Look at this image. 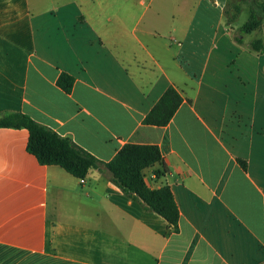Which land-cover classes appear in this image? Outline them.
<instances>
[{"label":"crops","instance_id":"crops-1","mask_svg":"<svg viewBox=\"0 0 264 264\" xmlns=\"http://www.w3.org/2000/svg\"><path fill=\"white\" fill-rule=\"evenodd\" d=\"M226 3L178 0L167 30L155 0L129 13L0 0V116L24 113L105 164L127 144L157 145L164 162L145 181L168 185L180 211L176 231L105 166L82 183L40 164L27 129L2 128L0 264H264V52L234 40ZM170 87L176 114L146 124Z\"/></svg>","mask_w":264,"mask_h":264},{"label":"trees","instance_id":"trees-1","mask_svg":"<svg viewBox=\"0 0 264 264\" xmlns=\"http://www.w3.org/2000/svg\"><path fill=\"white\" fill-rule=\"evenodd\" d=\"M236 14L227 20L230 26L237 21L241 12V3L250 4L251 15L241 27V36L252 34L262 29L264 23V0H239ZM227 10L225 16L227 17ZM240 44L241 38L236 39ZM257 53L264 52V40L255 39L250 44ZM75 79L67 73H62L58 86L66 93H71ZM183 99L178 91L170 87L161 100L147 115L145 123L154 126H166L170 123ZM27 129L30 133L28 150L36 156L44 166L57 165L73 176L85 179L90 171L102 170L105 166L112 174L113 182L134 201L140 203L146 211L154 212L163 217L176 231L180 221V211L171 188L168 185L160 189H151L145 181V170L163 163L164 159L157 145H125L115 158L105 164L95 156L76 145L72 140L60 136L55 131L42 126L24 113H5L0 116V129ZM167 172H157L161 177Z\"/></svg>","mask_w":264,"mask_h":264},{"label":"rangeland","instance_id":"rangeland-1","mask_svg":"<svg viewBox=\"0 0 264 264\" xmlns=\"http://www.w3.org/2000/svg\"><path fill=\"white\" fill-rule=\"evenodd\" d=\"M110 1L127 3L128 13L130 11H133V8H135L137 12H143L145 10L144 6L140 4V0H110ZM155 3L160 8V16H161L159 19L160 27L167 30H171L173 27V12L175 10L176 3H178V0H155ZM239 3H240L239 0H227L226 10L228 13H227L226 21L237 15L236 5ZM240 6H241V12L237 16L238 17L237 21L232 25H230L228 28L232 36L234 37V40L238 38H241L243 40L242 44H244L243 47L245 48L246 46H250L251 42L254 41L255 39H262V37H260V35L262 34V30L256 31L249 35L244 34L241 36V31H240L241 27L248 21L251 15V11H250V4L248 2H243L241 3Z\"/></svg>","mask_w":264,"mask_h":264},{"label":"built area","instance_id":"built-area-1","mask_svg":"<svg viewBox=\"0 0 264 264\" xmlns=\"http://www.w3.org/2000/svg\"><path fill=\"white\" fill-rule=\"evenodd\" d=\"M82 183H85V181H84V179H82V181H81Z\"/></svg>","mask_w":264,"mask_h":264}]
</instances>
